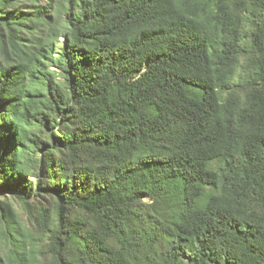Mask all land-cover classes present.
I'll list each match as a JSON object with an SVG mask.
<instances>
[{
	"label": "trees",
	"instance_id": "16d2710c",
	"mask_svg": "<svg viewBox=\"0 0 264 264\" xmlns=\"http://www.w3.org/2000/svg\"><path fill=\"white\" fill-rule=\"evenodd\" d=\"M0 264H264V0H0Z\"/></svg>",
	"mask_w": 264,
	"mask_h": 264
},
{
	"label": "rangeland",
	"instance_id": "374dc122",
	"mask_svg": "<svg viewBox=\"0 0 264 264\" xmlns=\"http://www.w3.org/2000/svg\"><path fill=\"white\" fill-rule=\"evenodd\" d=\"M14 206L19 210V212L21 213V215L24 214L23 208L21 204H18L16 201L14 202Z\"/></svg>",
	"mask_w": 264,
	"mask_h": 264
}]
</instances>
